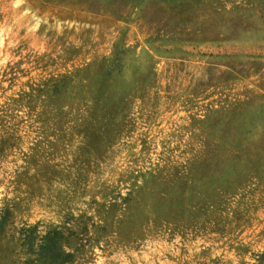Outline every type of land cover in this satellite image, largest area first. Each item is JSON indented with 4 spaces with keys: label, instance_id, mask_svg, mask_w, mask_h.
Returning <instances> with one entry per match:
<instances>
[{
    "label": "rangeland",
    "instance_id": "374dc122",
    "mask_svg": "<svg viewBox=\"0 0 264 264\" xmlns=\"http://www.w3.org/2000/svg\"><path fill=\"white\" fill-rule=\"evenodd\" d=\"M0 264H264V0H0Z\"/></svg>",
    "mask_w": 264,
    "mask_h": 264
}]
</instances>
